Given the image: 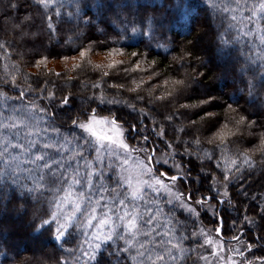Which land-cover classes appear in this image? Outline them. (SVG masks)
I'll return each mask as SVG.
<instances>
[{
    "label": "snow or ice",
    "instance_id": "6c2138e0",
    "mask_svg": "<svg viewBox=\"0 0 264 264\" xmlns=\"http://www.w3.org/2000/svg\"><path fill=\"white\" fill-rule=\"evenodd\" d=\"M202 2L0 0V264H264V0Z\"/></svg>",
    "mask_w": 264,
    "mask_h": 264
},
{
    "label": "trees",
    "instance_id": "16d2710c",
    "mask_svg": "<svg viewBox=\"0 0 264 264\" xmlns=\"http://www.w3.org/2000/svg\"><path fill=\"white\" fill-rule=\"evenodd\" d=\"M28 2L30 3L31 0H28ZM148 2L160 9V13L162 14L158 13L159 19L164 22L165 27L169 28L170 32L172 33L182 34L185 31V26L189 20H191V23L195 25L196 28H199L208 22V18L201 10L203 8L202 0H148ZM24 11V8L20 9L21 14H23ZM91 11L95 12V9L93 8ZM108 27L111 28L112 25L109 24ZM10 28V24H5L3 18L0 17V39L12 37L13 33L11 32ZM196 28L193 30L194 34ZM203 34L204 38L201 36L202 38L199 45V50L196 54L206 58L208 67L211 69V71L208 73L209 77L213 76V74L223 75V79L220 81H209V87L212 91V94L217 95L222 91L228 90L232 87V70L224 62H222L221 58L219 57V53L216 48V42L213 38V30L209 29ZM98 38L102 39V37ZM179 39L180 36L178 35L177 40ZM188 39H191V36H189ZM154 51L159 52L161 50L157 49ZM54 62L56 63L57 61H50V63ZM165 63H167V61H165ZM195 99L196 97L193 96V100ZM221 99L224 100L226 97L221 96ZM214 110L219 111V109ZM192 118L195 119L196 117L193 116ZM255 190L259 191L258 188ZM0 220L3 221L5 226H8L12 230L14 237L13 243L18 246L22 253L25 248L31 247L33 245V239L24 231L23 222L21 220L10 215L0 216ZM39 243L44 246H48L50 241L42 239L39 241ZM10 255H15V253H10ZM0 261H2V258H0Z\"/></svg>",
    "mask_w": 264,
    "mask_h": 264
},
{
    "label": "rangeland",
    "instance_id": "374dc122",
    "mask_svg": "<svg viewBox=\"0 0 264 264\" xmlns=\"http://www.w3.org/2000/svg\"><path fill=\"white\" fill-rule=\"evenodd\" d=\"M202 37L204 38V34L202 35ZM94 58L99 60L101 57L99 55H95ZM50 67L56 68L58 70L61 67V65L59 63H57V62L56 63L54 62V63H50Z\"/></svg>",
    "mask_w": 264,
    "mask_h": 264
}]
</instances>
